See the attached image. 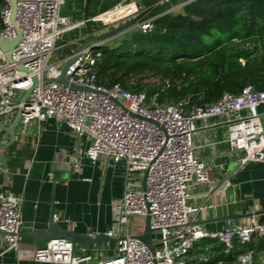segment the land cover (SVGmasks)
I'll use <instances>...</instances> for the list:
<instances>
[{"label": "built area", "instance_id": "obj_1", "mask_svg": "<svg viewBox=\"0 0 264 264\" xmlns=\"http://www.w3.org/2000/svg\"><path fill=\"white\" fill-rule=\"evenodd\" d=\"M66 1L15 0L13 8L9 0H3L0 42L17 38L18 41L8 51L10 61L0 49V123L10 125L22 108L16 129L21 128L22 134H26L31 124L40 128L42 122L53 119L76 137L85 139L84 155L89 161L103 158L113 165L122 164L123 193L112 206V226L105 234L115 243L116 254L93 260L88 248L73 245L65 238H54L34 249L30 259L40 264H185V257L196 243L210 239L221 244L224 253L236 264H253V251L246 246L264 239V223L252 221L207 232L197 218L206 207H191L187 201L193 188L210 182L212 169L211 164L195 154L199 146L194 145L193 136L198 124L208 127L210 120L216 119L226 125L225 142L231 151L241 152L238 167L247 162L264 163V126L260 122L264 118V90L248 85L236 94L224 92L214 103L202 106L192 105L190 95L158 102L157 94L147 97L144 90H136L134 78L125 85L100 82L96 66L105 44L101 41L78 53L74 50L51 64L60 38L78 31L76 41L81 44L85 37L84 20L71 21L63 14ZM126 2L122 0L89 17L91 24L102 23L99 28L92 25L96 34L140 12L131 6L122 17L104 22L102 16L126 9ZM153 21H141L132 30L147 34ZM70 56L76 59L64 74L67 82L64 85L57 80ZM159 83L165 88L169 86L168 80L160 79ZM29 89L26 102H21ZM65 162L79 171V157L68 156ZM21 205V196L0 192V236L6 245L4 251L19 255ZM146 215L150 217L154 253L133 237L142 232L143 224L140 232H130L129 228L131 217L144 219ZM209 258L204 255L202 261L208 263Z\"/></svg>", "mask_w": 264, "mask_h": 264}, {"label": "crops", "instance_id": "obj_2", "mask_svg": "<svg viewBox=\"0 0 264 264\" xmlns=\"http://www.w3.org/2000/svg\"><path fill=\"white\" fill-rule=\"evenodd\" d=\"M68 1H71V6L67 5ZM121 1L92 0L88 16L109 10ZM155 1L127 0L128 6L117 9L116 17H122L131 6L140 12L150 7L141 21L155 20L162 15L178 12L182 6L194 0H161L154 4ZM84 2L67 0L63 14L71 21L83 20ZM102 19L106 22L116 18L108 13ZM92 25L99 28L102 23ZM76 39L71 38L67 44L57 46L72 44ZM79 44L77 42L70 46L64 56L70 55ZM210 124L208 127L198 124L193 136L194 145L199 146L195 150L196 156L212 165L210 182L193 188L188 204L191 207H206L197 218L207 232H218L227 226L246 225L252 221L264 223V163L247 162L238 167L241 152L231 151L225 142L226 125L216 119H211ZM20 129L16 130L13 145L0 152L6 157V170L0 175V192L8 191L22 197L21 251L20 255L4 251L6 245L0 236V264H40L32 261L30 254L47 240L34 244L27 234L38 231L54 218L53 222L62 228L79 234H106L112 226V206L123 193L122 164L113 165L103 158L89 161L84 155L87 147L85 139L76 137L65 125L48 119L41 123L40 128L31 124L26 134H22ZM6 140V134L0 132V144ZM68 156L79 157V171L66 164ZM209 190H213L211 194ZM108 243L104 242L101 247H88L93 260L116 254V247L111 251ZM223 249L217 241L203 239L185 257V264H219V261L227 264L231 258ZM204 255L210 257L208 263L202 261Z\"/></svg>", "mask_w": 264, "mask_h": 264}, {"label": "trees", "instance_id": "obj_3", "mask_svg": "<svg viewBox=\"0 0 264 264\" xmlns=\"http://www.w3.org/2000/svg\"><path fill=\"white\" fill-rule=\"evenodd\" d=\"M181 10L156 18L147 34L131 30L104 48L100 82L125 85L134 78L135 89L157 94L158 102L190 95L197 106L248 85L264 90V0H194ZM146 74L169 86L143 83ZM246 248L258 260L253 264L264 261V239Z\"/></svg>", "mask_w": 264, "mask_h": 264}, {"label": "water", "instance_id": "obj_4", "mask_svg": "<svg viewBox=\"0 0 264 264\" xmlns=\"http://www.w3.org/2000/svg\"><path fill=\"white\" fill-rule=\"evenodd\" d=\"M92 0H85L84 2V11H83V20H84V25H85V37L82 41L81 44L77 46L75 49V53H78L85 47L96 43V42H109L113 39H116L125 33L129 32L132 30V28L138 24L141 19L150 11V7L142 10L140 13H138L136 16L127 19L123 23L106 30L100 34H96L94 31V28L92 24L88 21L89 19V5ZM161 0H156L154 4L158 3ZM11 6L14 8L15 7V0H9ZM17 39H4L0 42V49L2 52L5 53V58L10 61L8 51L12 49V47L17 43ZM75 56H70L65 63L63 64L61 68V73L60 76L57 80V82L62 83L64 85H67V82L64 78V74L70 64H72L75 61ZM31 92V89L25 92V94L22 96L21 102L25 103L26 99ZM23 112L22 108H19L8 126H4L0 123V128L2 132H4L7 136V140L0 144V152L8 149L11 147L15 141V133L16 129L19 125V120L21 117V114ZM0 162L2 165V170H0V175L4 173L6 170V157L2 154H0ZM223 185V184H222ZM223 187V186H220ZM144 188V184H143ZM213 190H209L210 192ZM2 233L0 232V235ZM34 242V244H37L38 242H43L45 240L49 239H54V238H65L73 243V245H81L84 248H88L90 245H94L97 247H101L104 242H110L113 241L111 238L107 237L105 234H99L95 236H90L89 234H79L76 233L70 229L62 228L60 225L57 223L51 221L49 222L46 226H43L40 228L38 231L32 233V234H27ZM135 239L140 241L142 244L147 245L148 249L150 250L151 253H154V248L151 245V240H152V229L150 227V217L149 215H146L143 219V230L141 233L136 234L133 236Z\"/></svg>", "mask_w": 264, "mask_h": 264}, {"label": "rangeland", "instance_id": "obj_5", "mask_svg": "<svg viewBox=\"0 0 264 264\" xmlns=\"http://www.w3.org/2000/svg\"><path fill=\"white\" fill-rule=\"evenodd\" d=\"M67 5H68V6H71V1H68V2H67ZM179 11L181 12L182 10L180 9ZM71 38H72V40H73L74 38H78V33H77V32H73V33L71 32V34H66V35H64L62 38H60V39L58 40L57 45L61 46V45H63L64 43L67 44L69 41H71ZM115 40L118 41V40H119V37L116 38V39H113V40H111V41H109V42H105V44H104V46L101 48V50L103 51L104 48H107V47H109V46H112V45L115 43ZM77 42H79V41H77ZM77 42L75 41V42H73L72 44L64 45L63 47L58 48V49L54 52V54H53V56H52V58H51V60H50V63H51V64H52V63H55V62H57L59 59L63 58V56L65 55V53H67V52L69 51L70 46L74 45V44L77 43ZM118 42H119V41H118ZM142 80H143V83L151 84V85H156V86H158L157 83H159V81H160L159 77H156V76H154V75H149V74H148V75L146 74V75L142 76ZM159 84H160V83H159ZM18 96H19V94L17 95V98H18ZM260 122H261V124L264 126V118H263V117L260 118ZM142 224H143V219H142V218H139V217H131V218L129 219V228H130V232H133V231H137V232H139V230H141V228H142ZM215 243H216V242H215ZM197 244H198V243H196V245L194 246V248L197 247ZM107 245L110 247L111 251L115 250L116 245H115L114 242H109ZM260 263L263 264L262 261H261Z\"/></svg>", "mask_w": 264, "mask_h": 264}, {"label": "bare ground", "instance_id": "obj_6", "mask_svg": "<svg viewBox=\"0 0 264 264\" xmlns=\"http://www.w3.org/2000/svg\"><path fill=\"white\" fill-rule=\"evenodd\" d=\"M117 12H118V11L113 12L112 15L116 17V15H118ZM107 17L110 18L111 16H107ZM107 17H105V18H107Z\"/></svg>", "mask_w": 264, "mask_h": 264}]
</instances>
